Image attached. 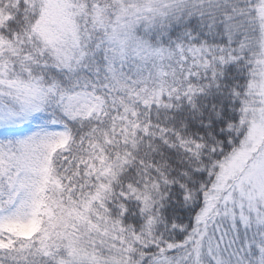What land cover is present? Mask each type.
I'll return each mask as SVG.
<instances>
[{
    "label": "snow or ice",
    "instance_id": "obj_1",
    "mask_svg": "<svg viewBox=\"0 0 264 264\" xmlns=\"http://www.w3.org/2000/svg\"><path fill=\"white\" fill-rule=\"evenodd\" d=\"M0 264H264V0H0Z\"/></svg>",
    "mask_w": 264,
    "mask_h": 264
}]
</instances>
